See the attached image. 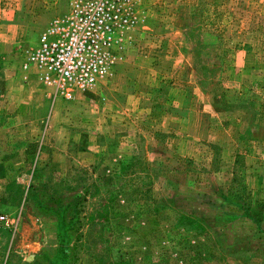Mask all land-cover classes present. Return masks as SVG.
Here are the masks:
<instances>
[{
  "label": "rangeland",
  "instance_id": "rangeland-1",
  "mask_svg": "<svg viewBox=\"0 0 264 264\" xmlns=\"http://www.w3.org/2000/svg\"><path fill=\"white\" fill-rule=\"evenodd\" d=\"M70 1L0 0V114L35 113L0 127V264H264V0H142L112 76L66 101L18 79Z\"/></svg>",
  "mask_w": 264,
  "mask_h": 264
},
{
  "label": "built area",
  "instance_id": "built-area-1",
  "mask_svg": "<svg viewBox=\"0 0 264 264\" xmlns=\"http://www.w3.org/2000/svg\"><path fill=\"white\" fill-rule=\"evenodd\" d=\"M141 0H71L27 52L22 69L34 70L56 96L70 101L95 90L122 60L124 43L143 20ZM1 221L6 223L4 217Z\"/></svg>",
  "mask_w": 264,
  "mask_h": 264
},
{
  "label": "crops",
  "instance_id": "crops-1",
  "mask_svg": "<svg viewBox=\"0 0 264 264\" xmlns=\"http://www.w3.org/2000/svg\"><path fill=\"white\" fill-rule=\"evenodd\" d=\"M142 1V0H141ZM144 1V0H143ZM142 1V2H143ZM18 33V32H17ZM6 35V34H5ZM4 37V35L2 34L1 35V38H3ZM7 49H9L8 47H7V44H5V43H0V52L1 53H8V50ZM5 64H6V62H5ZM20 69H22V67L20 68ZM3 71V77L1 76L0 77V79H2V85H3V88H5V91H4V97L6 96V97H8V95H9V92H8V89L9 88H13V86H14V82L13 81H11V80H9L8 78H7V74L9 73L8 72V70H9V68H7V67H5V68H3L2 69ZM22 73H20V79H18V81H19V83L18 84H20L21 85V82L22 81H24L25 79V81L24 82H27L26 83V85H30L31 83H29V80H28V75L30 74H32V75H34L35 77H36V74H35V71L34 70H29V71H24L23 69H22V71H21ZM25 78V79H24ZM36 78H38V77H36ZM85 94V93H84ZM10 111V110H9ZM11 113V114H10ZM35 113L33 112V111H31V110H29V109H27L26 111L25 110H23V109H20V110H12V112H9V114L7 115V112H4V115H2V114H0V117H4V118H7V119H9L7 122H4L3 123V125H0V127L1 128H14V126H16V125H20V124H22V125H28V124H30V122H32L33 123V121H31L33 118H35V115H34ZM30 121V122H29ZM10 123V125H8ZM31 143V142H30ZM43 144H44V142H42V143H40L39 145H38V153H39V151L41 152L42 150H43ZM35 163L37 164V165H39V163H38V159L35 161Z\"/></svg>",
  "mask_w": 264,
  "mask_h": 264
},
{
  "label": "trees",
  "instance_id": "trees-1",
  "mask_svg": "<svg viewBox=\"0 0 264 264\" xmlns=\"http://www.w3.org/2000/svg\"><path fill=\"white\" fill-rule=\"evenodd\" d=\"M43 201L42 199H38L36 201V205L38 207H41L43 206L42 202ZM68 208L69 210L70 209H73V216L65 219L63 217H61L60 215H58V213L56 214V216L58 215L57 219H58V228H59V234H58V237H60L61 239L64 238L65 234L67 231L71 230V229H74V224L77 222V215H78V211H77V207L76 206H72V208H70V204L67 203L66 206H65V209ZM42 211H46L48 212L49 209L45 210L43 207H41ZM60 224H63V225H60ZM61 228L63 229V232L64 233H61ZM67 230V231H66ZM60 252H62L63 254L67 253L68 252V244L67 242L66 243H61L60 244Z\"/></svg>",
  "mask_w": 264,
  "mask_h": 264
}]
</instances>
